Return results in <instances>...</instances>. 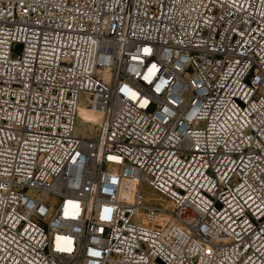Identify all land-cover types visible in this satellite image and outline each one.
Masks as SVG:
<instances>
[{
    "label": "built area",
    "instance_id": "built-area-1",
    "mask_svg": "<svg viewBox=\"0 0 264 264\" xmlns=\"http://www.w3.org/2000/svg\"><path fill=\"white\" fill-rule=\"evenodd\" d=\"M0 264H264V0H0Z\"/></svg>",
    "mask_w": 264,
    "mask_h": 264
},
{
    "label": "bare ground",
    "instance_id": "bare-ground-1",
    "mask_svg": "<svg viewBox=\"0 0 264 264\" xmlns=\"http://www.w3.org/2000/svg\"><path fill=\"white\" fill-rule=\"evenodd\" d=\"M102 114L100 111L91 109L86 106L85 99L82 101L79 114H78V126L77 134L82 137H94L99 131ZM134 190L132 184H126L123 192V199H129ZM151 189H145L143 191L144 197L151 202L157 203L160 207L167 210H172L171 203L164 197L158 195L155 192H151Z\"/></svg>",
    "mask_w": 264,
    "mask_h": 264
},
{
    "label": "snow or ice",
    "instance_id": "snow-or-ice-1",
    "mask_svg": "<svg viewBox=\"0 0 264 264\" xmlns=\"http://www.w3.org/2000/svg\"><path fill=\"white\" fill-rule=\"evenodd\" d=\"M146 52H148V51H150V50H148V49H146L145 50ZM153 68H155V66H153ZM131 95H132V98L133 99H135L136 98V94L135 93H131ZM114 159V158H113ZM111 210L110 209H105V212L107 213V212H110ZM59 239H66V238H63V237H61V238H59ZM70 241H68V244L70 245ZM61 251H71V248L70 247H65V248H61L60 249ZM209 252H211V250L209 249ZM94 255H99V253H94Z\"/></svg>",
    "mask_w": 264,
    "mask_h": 264
},
{
    "label": "rangeland",
    "instance_id": "rangeland-1",
    "mask_svg": "<svg viewBox=\"0 0 264 264\" xmlns=\"http://www.w3.org/2000/svg\"><path fill=\"white\" fill-rule=\"evenodd\" d=\"M151 192H152V191H151ZM166 217H167V216H165V220H168Z\"/></svg>",
    "mask_w": 264,
    "mask_h": 264
}]
</instances>
